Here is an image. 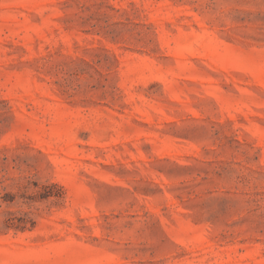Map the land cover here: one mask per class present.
<instances>
[{
    "label": "rangeland",
    "instance_id": "obj_1",
    "mask_svg": "<svg viewBox=\"0 0 264 264\" xmlns=\"http://www.w3.org/2000/svg\"><path fill=\"white\" fill-rule=\"evenodd\" d=\"M0 264H264V0H0Z\"/></svg>",
    "mask_w": 264,
    "mask_h": 264
}]
</instances>
